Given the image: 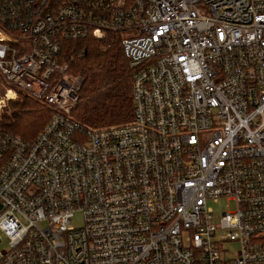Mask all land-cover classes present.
<instances>
[{
  "label": "built area",
  "instance_id": "1",
  "mask_svg": "<svg viewBox=\"0 0 264 264\" xmlns=\"http://www.w3.org/2000/svg\"><path fill=\"white\" fill-rule=\"evenodd\" d=\"M110 33L134 117L90 128L63 42ZM0 74L52 111L0 123V264H264V0H0Z\"/></svg>",
  "mask_w": 264,
  "mask_h": 264
},
{
  "label": "trees",
  "instance_id": "2",
  "mask_svg": "<svg viewBox=\"0 0 264 264\" xmlns=\"http://www.w3.org/2000/svg\"><path fill=\"white\" fill-rule=\"evenodd\" d=\"M120 40V33H110L102 40L90 36L63 42V57L69 62L71 75L82 78L79 100L72 111L84 124L103 127L134 117L133 70ZM1 81L4 83L0 74ZM10 107L0 116V123L26 141H34L52 115L51 110L30 98L12 101Z\"/></svg>",
  "mask_w": 264,
  "mask_h": 264
},
{
  "label": "rangeland",
  "instance_id": "3",
  "mask_svg": "<svg viewBox=\"0 0 264 264\" xmlns=\"http://www.w3.org/2000/svg\"><path fill=\"white\" fill-rule=\"evenodd\" d=\"M108 35L109 34H107L106 36H104L102 38H96V37H94V38L97 39V40H102V39L107 38ZM120 36H121V34H120ZM73 77H75V76H73ZM75 78H77L78 81H80V82L82 81V78L80 76L79 77H75ZM0 85H1V87H0V97H1L3 95V93H4V91H5V83H3V81H1ZM24 97L29 99V97H27L24 93L19 92L16 99H12V100L8 101L7 105L0 109V116L5 114L7 111L8 112L10 111V108H11L10 106H11V102L12 101L23 100V99H25ZM77 102H76V104H77ZM42 106L44 108L48 109L46 106H44V105H42ZM72 115L75 117V115L73 114V111H72ZM75 118L77 119V117H75ZM78 120H80V119H78ZM84 125H86L87 127H90V128H100V127H97V126L95 127V126H92V125L86 124V123ZM113 125H117V124H111V125H105V126H113ZM209 205L214 208L215 214L218 215V216H221L222 212L226 211L229 208L227 206V200L226 199H221L218 203H216L214 201H210ZM230 206H231L230 207L231 209L235 208V202H231ZM83 224L84 223H83V215H82V213L81 212H76L74 214V216H73L72 221H71V225L74 226L75 228H79V227H82ZM7 247H8L7 240L3 239L0 242V251L7 249ZM235 250H236V248H231L230 255H229L230 257L235 255Z\"/></svg>",
  "mask_w": 264,
  "mask_h": 264
}]
</instances>
